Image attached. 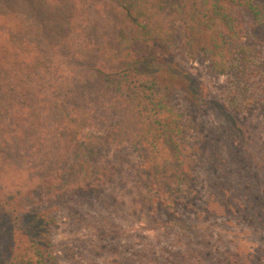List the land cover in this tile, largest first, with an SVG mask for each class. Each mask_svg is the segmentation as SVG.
Segmentation results:
<instances>
[{"label": "trees", "instance_id": "1", "mask_svg": "<svg viewBox=\"0 0 264 264\" xmlns=\"http://www.w3.org/2000/svg\"><path fill=\"white\" fill-rule=\"evenodd\" d=\"M239 6L264 40V0H0V264L54 259V220L26 201L84 187L112 145L137 151L159 199L192 184L198 148L160 84L159 57L182 25L216 69L246 72L257 56L234 46ZM254 95L239 80L227 97L243 108Z\"/></svg>", "mask_w": 264, "mask_h": 264}, {"label": "rangeland", "instance_id": "2", "mask_svg": "<svg viewBox=\"0 0 264 264\" xmlns=\"http://www.w3.org/2000/svg\"><path fill=\"white\" fill-rule=\"evenodd\" d=\"M236 11L234 46L257 56L246 72L216 69L182 25L159 57L160 84L188 128L187 145L198 148L192 184L159 199L137 151L110 146L93 159L84 187L58 197L39 191L26 201L27 210L54 220L47 264H264V72L249 77L264 62V40L248 8ZM239 80L255 93L243 108L228 98ZM205 250L199 262L194 252Z\"/></svg>", "mask_w": 264, "mask_h": 264}]
</instances>
